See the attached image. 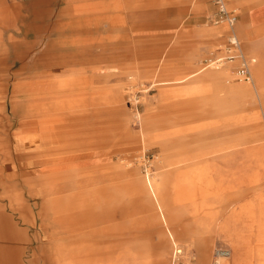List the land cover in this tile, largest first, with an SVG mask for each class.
Wrapping results in <instances>:
<instances>
[{"label": "rangeland", "instance_id": "374dc122", "mask_svg": "<svg viewBox=\"0 0 264 264\" xmlns=\"http://www.w3.org/2000/svg\"><path fill=\"white\" fill-rule=\"evenodd\" d=\"M207 1L6 0L9 9L0 24L1 48L14 35L35 46L26 63L48 44L65 50L72 43L73 53L89 54L92 68L80 65L70 73L88 78L86 86H92L97 100L89 107L74 104L71 110H89L95 116L70 129L88 132L104 122L107 131L76 141L77 159L55 166L97 171V183L85 187L91 192L85 208L62 204L60 227L52 223L53 215L39 219L40 209L33 206L37 201L19 175L21 165L7 158L5 134L14 137L22 132L17 139L23 141L35 128L21 129L17 124L10 128L13 117L3 95L4 85H10L11 95L15 85L33 81L35 71L10 77L8 71L18 70L20 64H13V52L11 61L1 60L0 70L6 71L0 80L1 249L8 248L22 264H213L217 248L232 251L225 231L228 224L245 242V264L264 263V97L260 101L231 97L200 81L196 94H180L189 82L221 72L212 67L187 83L175 82L202 71L206 62L227 57L233 39L248 58L256 60L254 65L261 58L264 62V30L254 33L248 22L240 20L261 0H229L228 10L238 15L232 27L227 22L216 24L212 17L191 29L188 17L204 12ZM0 10L5 11L2 6ZM240 65L239 60L221 65L231 73L223 78L225 87L245 88L256 81L252 69L251 80H241L236 74ZM261 77L264 90V74ZM197 127L201 130L195 134L192 129ZM195 138L225 148L237 145L223 152L216 171L207 173L205 180L187 168L193 148L200 144L194 143ZM245 147L251 150L241 152ZM106 168L112 179L102 177ZM25 170L33 176L40 173L35 168ZM117 172L125 175L118 177ZM148 182L166 204L167 224ZM137 188L141 194H136ZM81 211L86 214L78 219L71 214ZM12 222L28 234L15 239L9 234ZM204 228L209 231L200 235ZM200 236L209 241L204 253ZM177 248L183 253L176 256Z\"/></svg>", "mask_w": 264, "mask_h": 264}, {"label": "crops", "instance_id": "0c3cea01", "mask_svg": "<svg viewBox=\"0 0 264 264\" xmlns=\"http://www.w3.org/2000/svg\"><path fill=\"white\" fill-rule=\"evenodd\" d=\"M258 2H260V0H258ZM0 6L5 10H0V24H2L5 22L4 17L8 15L9 5L6 0H0ZM204 10L205 11L201 14L188 17V27L191 29L202 27L205 23L210 22V19L214 17L217 12V8L212 0L205 3ZM240 20L242 22H248L249 28L254 33H259L264 30V0H261V3L251 10L243 12L240 16ZM29 35L30 33L28 32L26 37ZM3 45V49L0 46V63L1 60L11 61V54L13 52L15 58L13 64H20L18 70L8 71L10 77L19 78L25 70L30 72L35 71L34 75L36 77H34L35 79L31 82L27 81L24 84L15 85L11 95L8 94L10 93V85H4L5 91L3 95H5V108L13 117L10 128L12 129L15 124L21 126V129L25 127L35 128L32 134L23 138V141L17 139L22 132L15 133L14 137L11 136L12 138L9 132L5 133L8 139L7 158L12 161L11 163H18L21 165L19 175L23 176L24 186L29 188L31 198L37 201V204L33 206H37L40 209L38 212L39 219H45L53 215L54 220L52 223L60 227L64 223L63 210L60 209L61 205L66 204L67 208H85L84 201L91 196V192H87L85 187L96 184L97 182L95 181L98 180L95 177L97 171L94 170H88L87 172L77 171L74 166L63 169V171L61 168L59 169L58 166L55 167L56 165L73 163V160L77 159L75 158V154L79 152L80 148L76 141L84 137L89 138L92 134H105L107 131L104 122L100 123L98 129L94 128L88 132L87 130L73 131L70 129L76 122L82 119L88 120L89 117L93 119L95 116L94 113H89V110H84L81 113H75L74 110H71V106L73 107L74 104L89 107L92 102L97 100L95 97L96 93H94L95 91L93 92L91 89L92 86H86L87 83H89V79L74 77L73 74L70 73L72 67L80 65H84L83 67H85V69H91V62L93 60L90 59L89 54L85 52L73 53L75 50L74 45L70 43L66 46L65 50L61 46L56 48L55 46L57 45L48 44L45 49L43 48L41 51L34 54L33 57H31V61L26 63L27 57L34 51V45L25 40L18 41L15 39L14 35H10ZM257 47H260V45ZM261 54L264 55L263 53ZM263 63L261 58V62L253 66L252 72L256 81L249 87H225L222 82L223 78L226 75H231L229 70L225 69L220 73H206L202 78H199V80L197 79L193 82H189V84L180 91V94H196L201 89L200 86H197L196 82L200 81L208 82L211 86L226 91L227 95L231 97H249L254 101L257 99L260 101L264 97V90L260 87L262 85L260 78H262L261 76L264 74ZM15 68L16 67H13V69ZM5 72L4 70H0V80L5 79ZM204 72L205 71L201 70L200 72L197 71L190 77L182 78L175 82L177 84L187 83L191 78ZM67 122H70V124L66 127L64 124ZM199 130H201L199 127L192 129L195 134L200 132ZM196 142L200 144L193 148V154L189 159L190 163L187 164V168L191 169L195 174L203 176L201 177L203 180H205L204 177L207 173L216 171L217 164L221 162L223 157V152L234 149L237 146L225 148L218 143L208 144L202 139L198 140L195 138L194 143ZM250 150L251 147H245L241 152L246 153ZM26 167L30 169L35 168V170L39 169L40 173L38 176H33L32 172H26ZM101 174L102 177L107 180L112 177V171L107 168L104 169ZM123 174L125 175L123 172L120 174L117 172L118 177H121ZM15 176L16 175H13L12 178H15ZM148 184L150 192H153V197L155 196V204L160 212V217L167 224L166 204L162 197H158L152 183L148 182ZM36 186H39V188L37 189ZM8 187L13 188L17 186L10 185ZM137 193L141 194L138 188L136 190V194ZM31 209V206L28 207V210ZM48 209H52L51 214L47 212ZM85 212L86 211L71 212V214L74 218L78 219L79 216L86 214ZM240 213H242V211ZM76 221L77 220H73L72 222L77 223ZM9 229V234L15 239L28 234L27 231L19 228V223L12 222ZM207 231H209V228L201 229L199 234H204ZM225 231L228 238L231 239L232 251H230L231 258L224 264L247 263V258L243 252L245 242L241 234L235 233L233 230L231 231L228 224L225 226ZM5 232L3 233L4 235L8 234ZM48 232L45 230L44 233L47 234ZM169 234L171 239L174 240V235L171 232ZM198 242L204 253L208 247V239H205L204 236H200ZM174 245H176L175 240ZM1 250H3L2 253ZM8 250L9 249L5 247L2 249L0 248V264H22L19 259L15 258L14 253L12 255ZM202 264H204V262Z\"/></svg>", "mask_w": 264, "mask_h": 264}, {"label": "built area", "instance_id": "2783aa9c", "mask_svg": "<svg viewBox=\"0 0 264 264\" xmlns=\"http://www.w3.org/2000/svg\"><path fill=\"white\" fill-rule=\"evenodd\" d=\"M217 8L215 14V23L227 22L231 27L234 26L238 21V15L236 11L230 12L228 10V0H212ZM228 56L220 58L216 61L206 62V67L211 68L212 66L218 67L225 63V61H240V67L236 70L237 76L243 81L249 82L252 77L251 69L256 63L255 59L248 58L242 51L239 42L236 39H233L230 42V47L228 49ZM213 68V67H212ZM230 251L219 247L214 252L213 264H224L223 260L228 259Z\"/></svg>", "mask_w": 264, "mask_h": 264}, {"label": "bare ground", "instance_id": "6f19581e", "mask_svg": "<svg viewBox=\"0 0 264 264\" xmlns=\"http://www.w3.org/2000/svg\"><path fill=\"white\" fill-rule=\"evenodd\" d=\"M216 60H218V59H216ZM216 60H214V61H216ZM215 66V65H214ZM214 66H212L213 67V69L212 70H215L214 72H219V71H223V70H225V69H222V67L221 66H218V67H214ZM209 68H207V67H203L202 68V71H206V70H208ZM153 193V192H152ZM155 197V196H154ZM182 254L183 253V251L182 250H180L179 248L176 250V256H177V254ZM229 258H231V254H229L228 255V259H225V260H223V263L224 262H226L227 260H229Z\"/></svg>", "mask_w": 264, "mask_h": 264}]
</instances>
